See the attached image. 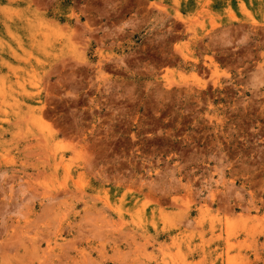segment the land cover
Wrapping results in <instances>:
<instances>
[{
	"label": "rangeland",
	"instance_id": "rangeland-1",
	"mask_svg": "<svg viewBox=\"0 0 264 264\" xmlns=\"http://www.w3.org/2000/svg\"><path fill=\"white\" fill-rule=\"evenodd\" d=\"M0 264H264V0H0Z\"/></svg>",
	"mask_w": 264,
	"mask_h": 264
}]
</instances>
